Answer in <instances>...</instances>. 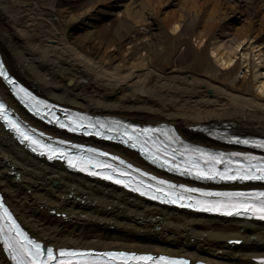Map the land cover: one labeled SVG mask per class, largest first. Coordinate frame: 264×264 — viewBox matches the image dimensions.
<instances>
[{"label": "bare ground", "instance_id": "6f19581e", "mask_svg": "<svg viewBox=\"0 0 264 264\" xmlns=\"http://www.w3.org/2000/svg\"><path fill=\"white\" fill-rule=\"evenodd\" d=\"M35 1L60 29L49 31L25 0H0V50L10 72L42 95L96 114L165 121L197 141L203 138L189 126L222 120L241 132L264 133V0H120L109 40L116 50L131 29L149 25L144 44L124 53L122 63L98 38L100 19L111 13L93 18L92 8L78 13L56 7V0ZM170 5L177 11H166ZM190 37L195 56L170 69L173 54ZM217 62L225 67L222 79ZM0 94L7 96L1 84ZM0 190L46 245L150 251L219 264H254L252 258L264 257L263 225L176 212L89 181L32 158L1 125ZM232 239L241 243L229 244Z\"/></svg>", "mask_w": 264, "mask_h": 264}, {"label": "snow or ice", "instance_id": "6c2138e0", "mask_svg": "<svg viewBox=\"0 0 264 264\" xmlns=\"http://www.w3.org/2000/svg\"><path fill=\"white\" fill-rule=\"evenodd\" d=\"M0 77L8 80V82L14 83L6 74L3 69V65H0ZM20 92H25L24 89H19ZM25 95H29L25 92ZM4 111V106L0 105V113ZM7 119V118H6ZM9 126L14 129L24 140H29L33 145L41 148H47L51 155L49 159L54 156H64L70 167H79L80 171L89 170L91 167L97 166L98 162L94 163L91 157L81 156H68L61 149H54L50 145L41 144L40 141L33 139L26 132H24L20 125L15 121L7 120ZM99 128L96 131V135H103L101 129H106L108 132L113 131L111 124H105L103 122H97ZM96 124H89L87 127L95 128ZM61 128L67 127L69 131H76L79 128H84L86 125L81 121L72 120L70 118L69 124L60 123ZM151 129H141L137 132L133 129L129 131L127 126H124V131L121 135L123 143H130L131 147L135 148L139 144L141 150L147 147L149 140L152 137L148 136ZM86 134H92L87 132ZM126 137V139H125ZM112 139V136L105 137ZM143 138V139H142ZM174 139V138H173ZM236 144L248 145L250 142L247 139H241L235 137L233 139ZM63 143V142H61ZM257 148L264 149V142L254 145ZM36 148H33L35 151ZM90 153H97L96 149H88ZM178 149L173 148L169 152L168 146L165 145L163 149L157 147L153 152L149 149V155L153 163L160 161V166H167L170 171L179 172L182 176H192L197 180L208 181H221V182H245V181H264V157H256L251 154H243L239 152L234 153H213L201 148H184V151L179 154ZM100 156H108V153L99 152ZM41 155H44L41 152ZM116 159V157H113ZM121 163H124L121 161ZM102 168H111L110 164L98 165ZM131 168V165H128ZM114 172L116 170H113ZM90 175H100L98 172L89 171ZM120 176H128L129 173L120 172ZM103 179L113 180L112 175H104ZM152 179H156L152 177ZM115 183H123L125 187L129 185L124 183L120 179H114ZM152 199H160L163 203H178L184 200L191 201L193 199V193H200L203 197H221L217 200H196L195 204L198 206V210L206 212H220L224 215H248L256 217L259 220H264V191L257 193H224V192H204L198 188L185 187L184 185L177 186L171 184L165 180H158ZM167 186V191L165 187ZM151 187V185H149ZM134 191H140L139 188L133 189ZM188 195L185 196L184 194ZM141 195H147L148 193L140 191ZM181 207H190L191 204L180 203ZM0 209H3V214L0 215V220H5L7 231L4 226H0V236H3L2 243L4 249L7 251L8 256L15 264H115V261L119 260L122 264H185L183 261L169 260L164 256H160L158 259L150 255L138 256L134 253L124 252H107L100 254L104 259L101 262L100 257L94 260H87L86 258L91 254L85 252H77L71 250L60 249L55 251L53 248L42 247L40 243L32 240L28 235L20 228L16 221L12 218L7 208H4L2 202H0ZM14 233V235H13ZM264 264V261L261 262Z\"/></svg>", "mask_w": 264, "mask_h": 264}, {"label": "rangeland", "instance_id": "374dc122", "mask_svg": "<svg viewBox=\"0 0 264 264\" xmlns=\"http://www.w3.org/2000/svg\"><path fill=\"white\" fill-rule=\"evenodd\" d=\"M98 0H56V7H68L78 13L83 12L88 8L96 9L97 11H103L98 5H106L111 0H108L104 3H98ZM26 7H29L34 16L39 19V21L46 26V28L54 32L55 29H60L59 25H54L53 20L55 21V17L50 15V11L46 10V8H41L40 3H37L35 0H25ZM40 5V6H39ZM98 7V8H96ZM212 7V6H211ZM209 7V8H211ZM33 8V9H32ZM27 9V10H28ZM175 10L177 11V7L175 5H170L166 11ZM90 17L96 18L95 11L92 12ZM163 17L161 14L160 18ZM119 23L117 17H112L106 23L99 24L98 28V38L101 47L107 48L108 55H115L118 63H122V55L127 51L136 52L145 42L146 37H143L142 32L148 28V24L139 25L133 29H131L128 33V36H125L124 40L121 43L122 49H115V45L109 42L112 34L115 32V29ZM171 36H176V33L172 28L169 29ZM218 33V32H216ZM197 43L194 41L192 37L188 38L187 44L179 45L176 52L172 56L171 63L169 64L170 69L177 70L180 67H184L187 63L195 56L196 54ZM217 68L219 71L220 79H222L221 72L225 70L224 65L221 62H217ZM263 73V71H260ZM237 84H240L241 78H236ZM201 89L205 90L208 93L209 85L208 83H204ZM255 89L253 88V91ZM256 92H259L256 89Z\"/></svg>", "mask_w": 264, "mask_h": 264}]
</instances>
